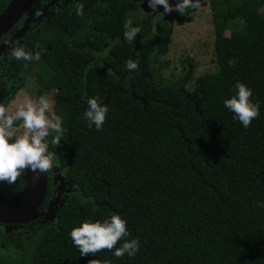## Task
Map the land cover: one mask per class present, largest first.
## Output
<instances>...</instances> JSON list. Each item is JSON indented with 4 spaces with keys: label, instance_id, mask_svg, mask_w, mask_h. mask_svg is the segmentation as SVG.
<instances>
[{
    "label": "trees",
    "instance_id": "1",
    "mask_svg": "<svg viewBox=\"0 0 264 264\" xmlns=\"http://www.w3.org/2000/svg\"><path fill=\"white\" fill-rule=\"evenodd\" d=\"M82 2V15L66 11L25 44L39 58L24 66L36 60L44 84L62 87L54 111L63 134L54 145L50 130L42 142L87 200H71L57 226L32 229L17 252L0 246V264H264V208L256 205L264 201V0L210 2L217 69L197 77L193 90L186 87L192 72L170 80L157 67L173 23L150 15L130 21L139 6L132 0ZM126 21L140 32L121 42ZM105 43L114 45L100 60L69 45ZM128 59L138 67L127 69ZM237 80L259 102L248 127L222 103ZM91 96L109 109L100 130L82 115ZM112 208L126 220V239L139 240L138 251L81 256L70 229L108 218Z\"/></svg>",
    "mask_w": 264,
    "mask_h": 264
},
{
    "label": "clouds",
    "instance_id": "2",
    "mask_svg": "<svg viewBox=\"0 0 264 264\" xmlns=\"http://www.w3.org/2000/svg\"><path fill=\"white\" fill-rule=\"evenodd\" d=\"M149 8L156 10L157 6H162L163 12L172 10L169 0H147ZM201 0H179L175 5L178 12L184 13L185 9L198 8ZM82 5L77 4L76 14L82 15ZM124 38L131 41L133 36L140 32L136 26H131L130 21L124 25ZM11 56L17 60L38 59L39 53L30 56L23 46H16L11 49ZM233 63L232 60L228 61ZM127 69H136L138 62L133 59L125 61ZM235 94L223 99V106L233 114V119L238 120L243 127H248L250 122L259 114V102L250 99L253 96L252 89L239 80L233 85ZM99 96H91L86 100L87 107L83 112V118L89 127L100 130L105 122L106 114L109 112L105 103L99 102ZM49 99L41 95L36 102L28 99L23 104L16 107L11 114L0 107V182L12 184L20 170L28 168L44 172L53 168L56 160L53 153L47 151V142H42V138L49 135L52 130L55 135L51 138L52 144H57L63 134L62 118L55 111L49 110ZM22 121L23 132L19 135L12 128L14 121ZM256 205L264 208V201H256ZM95 205L93 208L95 209ZM71 242L77 247L80 255L86 253H96L100 249L112 250V255L120 257L127 255L134 256L139 249V240L135 237L126 239L129 231L126 227V220L118 214H111L104 219H87L81 221L77 226L70 229L68 233ZM121 241L119 246L114 247L117 241ZM104 264H110L105 260Z\"/></svg>",
    "mask_w": 264,
    "mask_h": 264
},
{
    "label": "flooded vegetation",
    "instance_id": "3",
    "mask_svg": "<svg viewBox=\"0 0 264 264\" xmlns=\"http://www.w3.org/2000/svg\"><path fill=\"white\" fill-rule=\"evenodd\" d=\"M11 0H0V14L7 8ZM133 1V0H132ZM136 2V1H135ZM135 13L142 10V2H137ZM77 4L83 5L82 0H36L21 16L19 21L14 24L6 33L0 36V107H4L8 114H11L16 107L23 104V100L30 99L36 102L39 96L44 95L49 99L50 108L46 110V115L50 111H54L55 105L63 98L59 94L62 87L50 84H44L45 81L41 74L40 63L24 66V60H17L11 56V49L16 46H25L27 43H34L37 40V34L45 23L51 21L56 23L58 18L64 13L73 12ZM155 13V15H154ZM144 16L153 15L155 21L162 18L159 11L145 13ZM188 15L186 12L182 13ZM190 16V15H189ZM67 35L72 36L73 33L68 29L65 30ZM31 40V41H30ZM123 36L118 41L123 42ZM79 47L83 51H88L97 55L94 60L102 59L105 53H108L114 44L105 43L104 48L99 49L93 44H69ZM25 68V69H24ZM190 73L192 70H189ZM188 71V72H189ZM45 78V77H43ZM36 82L32 85L31 80ZM51 81V77L48 78ZM44 85H42V84ZM25 94L27 96H25ZM58 99V100H57ZM2 119V117H0ZM17 125H12L16 134H21L22 121L17 120ZM43 139V138H42ZM47 144V151L53 153ZM47 187L43 202L38 207L36 219L30 221L5 224L0 222V246L3 252H14L18 249L19 243H23L28 238V234L32 229L40 227L41 224L58 225V219L63 208L70 204L71 200H87L83 197L74 181L67 174V167L56 160V164L52 169L47 170ZM27 172L26 168L20 170V174L12 184L0 182V196L14 197L23 192L26 187ZM54 210V213H53ZM54 219H51V217Z\"/></svg>",
    "mask_w": 264,
    "mask_h": 264
},
{
    "label": "rangeland",
    "instance_id": "4",
    "mask_svg": "<svg viewBox=\"0 0 264 264\" xmlns=\"http://www.w3.org/2000/svg\"><path fill=\"white\" fill-rule=\"evenodd\" d=\"M211 1L214 0H204L203 5L195 8L189 14L190 20H186L184 24L174 23V33L169 40L170 50L167 54L160 56V62L157 63V67H161L162 76L170 80H179L181 76L192 70V76L186 85L189 90L195 88L197 77L217 69L214 49L216 34ZM144 15V11L140 10V12L131 14L130 21ZM151 17L155 16L151 15ZM152 20L155 21V18ZM232 25H235L238 29L243 27L240 20L233 21ZM229 33L227 32V34ZM123 39H125L124 36ZM186 61H190L193 65ZM31 84H36L34 79L31 80ZM27 95L25 94V96ZM25 100H23V103ZM22 131H24L23 126ZM14 252H17V250Z\"/></svg>",
    "mask_w": 264,
    "mask_h": 264
},
{
    "label": "water",
    "instance_id": "5",
    "mask_svg": "<svg viewBox=\"0 0 264 264\" xmlns=\"http://www.w3.org/2000/svg\"><path fill=\"white\" fill-rule=\"evenodd\" d=\"M36 0H11L7 8L0 14V36L6 33L14 24H16L21 16ZM142 2V10L145 13L159 11L162 13V20L169 23L184 24L185 21L190 20V16L178 12L175 5L179 0H169L172 8L169 12H163L162 6H157L156 10L149 8L147 0H133ZM204 0H201V4ZM27 182L26 187L22 193L14 197L0 196V222L5 224L20 223L36 219L38 214V207L43 202L46 187H47V173L39 172V170H30L26 168ZM106 205H109L105 201ZM54 213V210H53ZM111 214H116L115 209H111ZM51 219H54L52 216Z\"/></svg>",
    "mask_w": 264,
    "mask_h": 264
}]
</instances>
